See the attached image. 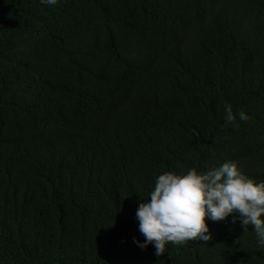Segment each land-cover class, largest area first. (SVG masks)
Listing matches in <instances>:
<instances>
[{"label": "trees", "instance_id": "16d2710c", "mask_svg": "<svg viewBox=\"0 0 264 264\" xmlns=\"http://www.w3.org/2000/svg\"><path fill=\"white\" fill-rule=\"evenodd\" d=\"M225 160L264 180V0H0V264H264L237 213L134 242L158 174Z\"/></svg>", "mask_w": 264, "mask_h": 264}, {"label": "clouds", "instance_id": "9594fccd", "mask_svg": "<svg viewBox=\"0 0 264 264\" xmlns=\"http://www.w3.org/2000/svg\"><path fill=\"white\" fill-rule=\"evenodd\" d=\"M54 6L58 0H41ZM225 120L236 119L230 103L224 106ZM241 120L249 119L243 110ZM242 226L251 225L259 245H264V180L256 181L241 170L235 160H225L207 170L190 167L187 170L163 171L155 178L147 198L142 197L136 209L138 229L144 236L139 247L154 245L161 255L166 245L183 244L188 240L212 239L205 217L212 221L226 219L230 214Z\"/></svg>", "mask_w": 264, "mask_h": 264}]
</instances>
